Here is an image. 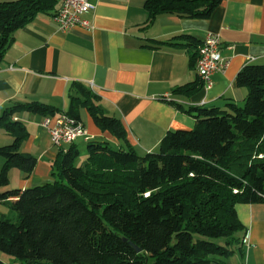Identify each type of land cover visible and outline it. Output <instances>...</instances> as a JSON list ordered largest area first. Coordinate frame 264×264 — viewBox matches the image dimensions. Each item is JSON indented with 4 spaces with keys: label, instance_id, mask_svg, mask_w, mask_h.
I'll list each match as a JSON object with an SVG mask.
<instances>
[{
    "label": "trees",
    "instance_id": "1",
    "mask_svg": "<svg viewBox=\"0 0 264 264\" xmlns=\"http://www.w3.org/2000/svg\"><path fill=\"white\" fill-rule=\"evenodd\" d=\"M62 1L0 0V62L17 29L38 13L55 16ZM222 1L146 0L144 25L164 13L208 18ZM177 38L198 45L189 35ZM194 58L196 67L198 49ZM235 79L246 89L241 104L190 106L193 127L167 131L155 151L142 154L127 143L121 121L74 84L79 94L70 95L66 113L81 121L78 109L85 107L121 146L91 141L84 158L76 147L60 149L52 180L25 189L7 188L10 169L28 175L37 161L20 150L28 132L15 116L59 113L36 101L9 104L0 115L13 138L0 146V204L11 213L0 212V251L20 264H225L241 253L235 206L264 202V65H245ZM197 89L192 82L175 91Z\"/></svg>",
    "mask_w": 264,
    "mask_h": 264
},
{
    "label": "crops",
    "instance_id": "2",
    "mask_svg": "<svg viewBox=\"0 0 264 264\" xmlns=\"http://www.w3.org/2000/svg\"><path fill=\"white\" fill-rule=\"evenodd\" d=\"M145 1L90 0L93 8L82 15L88 27L63 30L52 14L38 13L17 29L0 62V115L15 101H36L51 105L56 113L66 112L70 95L79 94L73 86L80 83L96 96L105 115L121 121L127 143L142 154L155 151L167 131L192 128L194 117L186 110L190 106L241 104L246 89L237 85V73L248 64L264 65V0H223L208 18L159 14L148 26ZM208 34L219 37L227 64L211 75V86L204 89L191 60ZM179 35H189L198 45ZM192 82L198 89L191 94L175 91ZM78 113L86 136L61 147L51 143L43 115L26 110L16 114L28 132L20 150L37 161L28 175L10 169L7 188L52 180L51 162L58 151L73 146L80 152V140L84 145L94 141L121 146L93 122L85 107ZM12 139L0 126V146ZM2 164L0 157V168ZM235 209L243 225L238 233L242 252L225 264H264V202L239 203Z\"/></svg>",
    "mask_w": 264,
    "mask_h": 264
},
{
    "label": "built area",
    "instance_id": "3",
    "mask_svg": "<svg viewBox=\"0 0 264 264\" xmlns=\"http://www.w3.org/2000/svg\"><path fill=\"white\" fill-rule=\"evenodd\" d=\"M92 8L90 0H63L54 19L63 30L76 25L88 27L89 22L82 18V15ZM226 64L220 53L219 37L215 34L206 35L198 47L196 62V70L204 89L211 86V75L217 70H222ZM42 126L47 129L51 143L57 147L73 143L77 138L85 137L87 134L82 122L65 111L60 112L53 123L50 117H44Z\"/></svg>",
    "mask_w": 264,
    "mask_h": 264
},
{
    "label": "rangeland",
    "instance_id": "4",
    "mask_svg": "<svg viewBox=\"0 0 264 264\" xmlns=\"http://www.w3.org/2000/svg\"><path fill=\"white\" fill-rule=\"evenodd\" d=\"M57 116V115H56ZM56 116L55 117H53V118H51L50 117V119H51V122L53 123L54 122V119L56 118ZM84 127V126H83ZM85 128V127H84ZM78 145H79V147H80V152L81 153H83L82 155L84 156V153L86 152V145H84V143H83V141H79L78 142ZM112 147H114V146H112ZM81 155V156H82ZM82 156V157H83ZM81 157V158H82ZM1 211H3V213H6V214H8L7 212L9 211V213H11V211L7 208V207H5L4 205H1L0 204V212ZM214 241H216V242H222V239L221 238H219V239H214ZM0 259L4 262V263H6V264H14V263H16V264H20V261L18 260V259H16L15 257H13V256H11V255H8V254H6V253H3L2 251H0ZM46 264H51V263H46Z\"/></svg>",
    "mask_w": 264,
    "mask_h": 264
},
{
    "label": "water",
    "instance_id": "5",
    "mask_svg": "<svg viewBox=\"0 0 264 264\" xmlns=\"http://www.w3.org/2000/svg\"><path fill=\"white\" fill-rule=\"evenodd\" d=\"M136 248V247H135ZM136 250H138L139 251V248H136Z\"/></svg>",
    "mask_w": 264,
    "mask_h": 264
}]
</instances>
